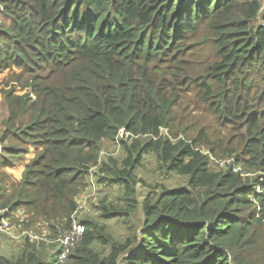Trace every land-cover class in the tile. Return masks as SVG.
Here are the masks:
<instances>
[{
	"label": "trees",
	"instance_id": "1",
	"mask_svg": "<svg viewBox=\"0 0 264 264\" xmlns=\"http://www.w3.org/2000/svg\"><path fill=\"white\" fill-rule=\"evenodd\" d=\"M0 102V264H264V0H0Z\"/></svg>",
	"mask_w": 264,
	"mask_h": 264
},
{
	"label": "rangeland",
	"instance_id": "2",
	"mask_svg": "<svg viewBox=\"0 0 264 264\" xmlns=\"http://www.w3.org/2000/svg\"><path fill=\"white\" fill-rule=\"evenodd\" d=\"M191 95L193 94L187 93L184 96L183 107L186 105H189L188 110H190V114L192 116H196L200 114V111L196 108H193L194 104L192 100L189 98ZM6 115H7L6 106L0 102V128L3 125V121ZM4 145L6 146L8 145V143L6 142ZM20 149H21L20 151H23V152L15 157L14 165L12 167H8L5 169L11 175V177L15 180H18L19 178H21V174H22V170L24 166L27 164L29 160H31L34 157V151L32 148H29V146L23 144V146L20 147ZM151 170H152V166L150 163H148L147 165L148 174L146 175L147 177H151L149 175ZM92 189L94 190V187ZM87 193H89L88 190L81 191L76 195V201L78 205V212L76 216H79V219H80L81 214L87 211L88 207H90L92 204H95L98 201L99 194L97 192H96L97 194H93V195L91 194L92 196L91 195L88 196ZM4 210L6 211V209ZM23 217L24 215L22 213H20L19 211H16V213H13L10 217H6V219H3V221H0V252L1 253L9 255L10 253L17 252L18 243L22 241L25 235H27V231L22 230L21 226L17 227V225H14L13 221H20ZM107 224L110 226L111 230L114 233H119L120 231L121 233L124 232L123 225L121 224V221L119 220H116V221L110 220L108 221ZM40 225H43V224L40 223ZM263 227H264V224L261 226V228ZM67 233L68 232H61L59 239H61ZM33 238L36 239V237H33ZM59 239L47 240L46 243L52 245V249H57V247H59ZM50 241H52L53 243Z\"/></svg>",
	"mask_w": 264,
	"mask_h": 264
},
{
	"label": "built area",
	"instance_id": "3",
	"mask_svg": "<svg viewBox=\"0 0 264 264\" xmlns=\"http://www.w3.org/2000/svg\"><path fill=\"white\" fill-rule=\"evenodd\" d=\"M225 163H229V160H226ZM219 164H223V161L219 162ZM87 194H88V196H90L92 193L89 192ZM0 212L3 213V210H0ZM77 212H78V209L75 212V214H77ZM3 219H6V218L2 217L0 219V221H3ZM82 230H83L82 226L77 221L74 220V222L72 223L70 231L65 236H63L61 239H59L61 248L59 251L58 260L60 263H63L65 261L69 250L79 240V238L82 234Z\"/></svg>",
	"mask_w": 264,
	"mask_h": 264
},
{
	"label": "clouds",
	"instance_id": "4",
	"mask_svg": "<svg viewBox=\"0 0 264 264\" xmlns=\"http://www.w3.org/2000/svg\"><path fill=\"white\" fill-rule=\"evenodd\" d=\"M1 213V212H0Z\"/></svg>",
	"mask_w": 264,
	"mask_h": 264
}]
</instances>
